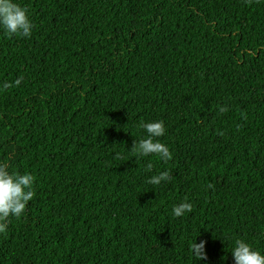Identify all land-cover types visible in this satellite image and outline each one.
Wrapping results in <instances>:
<instances>
[{
	"label": "trees",
	"instance_id": "16d2710c",
	"mask_svg": "<svg viewBox=\"0 0 264 264\" xmlns=\"http://www.w3.org/2000/svg\"><path fill=\"white\" fill-rule=\"evenodd\" d=\"M17 2L34 28L0 30V82L22 77L0 89V161L33 174L34 195L6 219L0 264H232L234 238L264 250V0ZM157 119L170 159L136 158L137 123ZM181 199L192 211L173 217Z\"/></svg>",
	"mask_w": 264,
	"mask_h": 264
},
{
	"label": "clouds",
	"instance_id": "9594fccd",
	"mask_svg": "<svg viewBox=\"0 0 264 264\" xmlns=\"http://www.w3.org/2000/svg\"><path fill=\"white\" fill-rule=\"evenodd\" d=\"M34 28V22L30 19V14L25 6L17 0H0V30L5 34L20 35L28 37ZM22 77L17 76L11 83L8 81L0 82V89H8L19 85ZM227 109L221 107L220 112ZM143 129L144 135L136 142L132 143L130 150L136 158L156 155L162 161H168L171 152L165 143L159 139L165 132V122L161 119L140 121L136 125ZM117 158L120 154L117 153ZM152 165L145 166L146 171H151ZM169 172L167 169L159 171L147 177L146 183L159 185L162 181L167 182ZM34 176L30 172L19 173L9 171L7 162L0 161V232L6 227V219L11 215L20 217L25 205L34 195L33 190ZM193 205L186 199H181L171 207L173 217H180L192 211ZM193 261L206 260L205 241L198 242L195 236L189 245ZM229 252L232 257V264H264V250L253 247L248 241L241 238H234ZM224 257H221V261Z\"/></svg>",
	"mask_w": 264,
	"mask_h": 264
}]
</instances>
